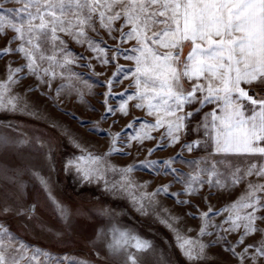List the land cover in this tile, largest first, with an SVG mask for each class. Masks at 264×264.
<instances>
[{
  "label": "snow or ice",
  "instance_id": "1",
  "mask_svg": "<svg viewBox=\"0 0 264 264\" xmlns=\"http://www.w3.org/2000/svg\"><path fill=\"white\" fill-rule=\"evenodd\" d=\"M22 4L18 9L4 10L0 6V33L10 28L16 33L15 39L21 43L16 49L9 46L0 50V57L12 52L23 55L26 63L16 68L7 67V79L0 81V109L15 111L18 97L11 95V85L25 79L24 73L32 75L41 84L51 83L57 76L69 77L67 83L56 89V97L67 88L73 90L71 77L79 76L68 65L77 63L80 59L90 58L74 54L67 46L65 39L59 35L63 33L75 42L83 45L87 43L89 50L96 53H106L107 49L88 36V30L98 32L99 27L107 30L109 35L116 31L120 33L119 39L123 41L135 40L131 48L132 55L126 58L135 61V68L130 73L135 76L138 91L129 99L135 98L139 103L135 106L146 107L150 115L156 117L154 123H145L134 133H126L129 140L143 142L145 139H155L146 129L165 127L157 148L165 137L169 145L174 146L181 139L182 130H186L187 123L199 116L203 106L215 105L211 111L203 114L197 128L204 129V141L207 145L211 141L213 152L219 154V159L201 157L195 161H185L181 153L163 161L146 159L142 163L152 167L163 163L166 172H170L179 182L184 184L183 193H172L181 204L191 203L188 200H179L181 194L185 196L199 195L204 184L218 191L230 192L247 177L256 175L264 177V94L257 92L254 85H264V0H17ZM6 13H15L16 18ZM123 20L119 28L114 26L115 21ZM128 31H124L125 28ZM116 38V37H112ZM189 50L185 55L184 49ZM119 52V48H117ZM59 54V55H58ZM115 59V56L113 57ZM108 60L102 59L101 63ZM91 67V64L85 65ZM119 72L124 70L117 64ZM64 69V71H60ZM118 73H114V76ZM47 77V79H45ZM185 80L190 85L185 87ZM107 81L110 95L111 84ZM31 90V89H30ZM251 92V94H250ZM82 100L83 93H79ZM106 115L114 113L113 109L104 101ZM124 115L128 114L127 101L122 100L119 109ZM98 126V122H96ZM134 121L127 125L132 129ZM121 132L111 133V144L103 156L80 155L69 159L66 170L74 166L77 174L83 181L93 178H103L104 165L99 162L106 160L117 147ZM0 143H8L5 139ZM201 144L195 139L182 145V150L191 152L194 147ZM41 146H43L41 144ZM77 147H81L76 144ZM157 149H148L151 156ZM228 154H240L253 162L245 167L233 165ZM256 160L261 161L259 167ZM176 163H186L193 171L183 173L173 167ZM112 171L121 174L125 181L109 185L105 180V189L114 193L128 192L138 210H144L145 196L154 197L156 193H143L137 197L131 191L136 187L128 178L133 166L128 165L117 168L109 166ZM206 177V179H205ZM41 183L47 187V181L41 178ZM171 185H164L157 189V193L166 192ZM215 194V193H212ZM51 197V193L49 192ZM205 201L207 197H204ZM54 200V198H53ZM61 216L67 213L56 202ZM11 209L7 204L0 211L8 212ZM35 211V206L29 208ZM227 212L228 215L219 224L214 217ZM191 215V213H189ZM201 219L200 235H216L215 241L205 244L197 240L193 242L179 229L174 228L167 220L169 228L175 233L176 242L183 256L190 262L203 259L205 249L214 244L223 242L225 250L230 251L244 264L250 260L258 264L264 258V236L252 244L245 245L237 252L236 248L244 244V239L257 232L264 234V228L258 227V221H264V180L257 183L249 182L246 191L237 199L226 204L222 209L213 211L211 205L208 211L199 213ZM173 220L178 217H172ZM227 225V227H225ZM212 229V231H209ZM240 232L235 244L229 243V233ZM119 231V237L113 238L108 245L112 256L124 254L123 264H139L136 255L127 252V246L132 244L137 250L152 249V244L146 239L128 232ZM251 250V251H250ZM28 248L15 240L8 229L0 225V264H21ZM50 258V253L37 249ZM100 254L97 253V256ZM65 260L68 258L65 257ZM37 261L33 254L28 264ZM54 264H61L55 260ZM68 264H88L84 260H70Z\"/></svg>",
  "mask_w": 264,
  "mask_h": 264
},
{
  "label": "rangeland",
  "instance_id": "2",
  "mask_svg": "<svg viewBox=\"0 0 264 264\" xmlns=\"http://www.w3.org/2000/svg\"><path fill=\"white\" fill-rule=\"evenodd\" d=\"M0 6L4 10L18 9L22 4L17 0H0ZM6 14L16 18L15 13ZM122 23L123 20L115 21L114 26L119 28ZM97 28L98 32L88 30L87 34L106 48V53L93 52L89 50L87 43L81 45L69 36L59 34L74 54L90 58L80 59L67 66L79 74L70 78L73 90L66 88L58 99H53L56 97L57 87L67 83L69 77L57 76L49 89L47 84H41L35 76L27 75V69L19 74L26 78L10 86V94L18 99L15 111L0 109V142L5 139L8 141L6 144L0 143V209L7 204L11 210L0 211V225L8 229L17 242L27 246L28 251L21 264H28L33 254L37 255V261L33 264H54L55 260H60L61 264H68L70 260H84L88 264H123V253L119 256L108 254V245L113 242L114 236L119 237V231L114 232V229L127 230L151 242L152 249L145 251L137 250L132 244L127 246L126 251L136 255L139 264H193L183 256L175 233L162 221L167 220L193 242L200 240L207 244L215 241V233L211 236L200 235L199 213L208 211L209 205L213 211L222 209L246 191L249 182H260L264 177L249 176L230 192L218 191L204 184L199 195L179 196V200L191 203H178L172 193H183L184 184L170 172H166L163 163L149 167L142 162L146 159L163 161L181 152L185 161H195L201 157L219 159V154L205 152L198 146L191 152L182 150V145L189 143L184 130L180 141L174 146H170L165 137L157 148L166 126L146 129L155 139H145L142 143L133 140L131 147L126 146L129 140L126 133H134L142 124L154 123L156 117L149 114L147 102H144L145 107L141 109L135 106L140 101L129 99L138 89L135 76L130 74L135 68V61L126 58L125 54H133L130 50L136 41L122 42L119 32L114 31L110 36L107 30L99 27L98 22ZM124 31H128V28ZM5 32L6 34L0 33V50L9 46V41L11 48L16 49L21 43L15 39L16 33L7 27ZM184 52L186 55L188 50ZM105 58L108 62L101 63ZM10 61L13 68L26 63L19 52L0 57V81L7 79ZM89 63L91 67L85 66ZM117 64L123 72H119ZM114 73L118 75L114 76ZM110 79L113 81L110 95H105L109 93L107 81ZM185 87H188L187 83ZM80 92L83 93L82 100ZM105 100L116 111L107 114L106 119H101L106 115ZM122 100L127 101V115L118 110ZM133 121V128H127ZM109 132L122 133L117 144L120 150L112 152L106 160L99 162L104 165L103 178L83 181L74 166L66 170L69 159L88 153L97 156L107 153L112 139ZM148 149L157 150L149 156ZM228 155L234 166L240 165L243 168L253 162L240 154ZM256 163L259 167L261 161L256 160ZM110 165L117 168L133 166L128 178L136 185L131 191L137 197L143 193H156L154 197H144L143 211L138 210L128 192L114 193L105 189V180L109 185L115 183L117 186L125 182L121 180L118 171L111 170ZM173 167L183 173L193 171L186 163H176ZM41 178L47 181V187L41 183ZM164 185L171 187L166 192L157 193V189ZM204 197H207L206 201ZM56 202L65 210L66 216H61ZM32 206H35L34 212L29 211ZM227 215V212H223L215 216V223L219 224ZM172 217L178 219L173 220ZM257 225L264 228V221H258ZM242 231L243 229L229 233V243L235 244ZM262 236L264 234L259 232L249 235L236 251L240 252L245 245L259 241ZM37 249L50 253L51 257L46 258L42 253H36ZM97 253L100 255L97 256ZM65 257L68 259L65 260ZM195 264L239 262L230 251L225 250L224 243L220 242L206 248L203 259L195 261ZM244 264L252 262L245 260ZM258 264H264V258H260Z\"/></svg>",
  "mask_w": 264,
  "mask_h": 264
},
{
  "label": "crops",
  "instance_id": "3",
  "mask_svg": "<svg viewBox=\"0 0 264 264\" xmlns=\"http://www.w3.org/2000/svg\"><path fill=\"white\" fill-rule=\"evenodd\" d=\"M184 50H189V48L186 46ZM185 83H187V85L189 86L191 82L185 80ZM254 87L257 92H261L262 94H264V85L257 84L254 85ZM214 107L215 105L213 104L203 106L202 110L199 113V116H197L196 119L192 120V122L187 123L186 130H184L185 138L189 143L195 139H199L201 140V144L198 147H200L203 151L205 152L207 151L209 153H214L213 145L211 141H208L207 145H205L204 141L207 140V138L204 136V129L203 128L198 129L197 124L200 121V119L203 117V114L211 111V109Z\"/></svg>",
  "mask_w": 264,
  "mask_h": 264
}]
</instances>
